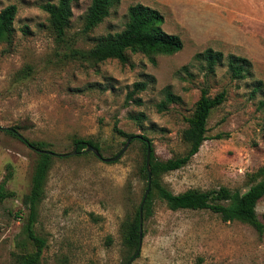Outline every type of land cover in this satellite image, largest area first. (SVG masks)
Wrapping results in <instances>:
<instances>
[{"label":"rangeland","instance_id":"rangeland-1","mask_svg":"<svg viewBox=\"0 0 264 264\" xmlns=\"http://www.w3.org/2000/svg\"><path fill=\"white\" fill-rule=\"evenodd\" d=\"M47 1L57 0H0V12L17 8L11 37L0 42V127L43 141L56 154L72 152L76 138L93 140L104 158L118 153L126 140L116 127L145 136L154 157L166 160L188 149L182 131L201 88L211 96L224 91L199 151L158 181L174 194L247 190L248 175L264 166V0H121L87 35L81 33V16L90 0H77L69 44L58 43L50 31L39 7ZM138 3L162 15L161 28L179 36L180 51L153 58L129 53L126 64L70 54L121 31L128 7ZM209 49L220 55L211 74L197 56ZM230 57L244 66L241 79L231 76ZM139 82L146 89L128 97ZM166 88L180 101L159 112ZM140 114L144 119L134 120ZM143 153L142 144L131 141L115 162L85 153L54 157L33 224L45 241L39 264L125 263L123 227L147 188ZM35 159L34 149L0 132V184L5 181L12 194L0 200V264H18L19 255L31 250L24 199ZM256 213L264 224V197ZM142 228L141 249L131 264H264V232L240 221L223 222L208 210H171L156 193Z\"/></svg>","mask_w":264,"mask_h":264},{"label":"trees","instance_id":"trees-1","mask_svg":"<svg viewBox=\"0 0 264 264\" xmlns=\"http://www.w3.org/2000/svg\"><path fill=\"white\" fill-rule=\"evenodd\" d=\"M75 2L77 0H57L56 3L47 1L39 5L40 9L47 14L49 29L58 43L69 44L70 39H67V31L73 17L72 6ZM120 2L121 0H90L87 9L81 16V33L83 35L90 33L111 14V11ZM16 13L17 8L15 5H9L0 12V42L10 39ZM126 17L127 21L121 31L99 36L94 40L92 47L86 51L72 50L70 48V54L96 63H101L108 59H116L121 64H126L129 53H139L153 58L157 55H172L182 49L183 43L179 36L166 33L161 28L163 17L157 10L138 3L128 7ZM197 56L199 59L205 61V69L209 74L214 72L215 65L220 61V55L212 52L210 49L197 54ZM228 67L233 78L241 79L244 76L243 72L245 68L242 64L238 63L237 58L230 57ZM146 87L147 84L142 82L133 84V89L128 94V97H132L136 92L143 91ZM225 99L226 95L224 91L211 96L207 87L201 88L199 98L194 104L193 112L186 118L187 128L182 131V138L188 144L185 154L166 160H157L150 145L149 166L153 192H149L143 205V218L149 216L153 193H156L171 210H208L217 214L223 222L240 221L252 226L258 234H263L264 224L258 219L256 206L264 197V166L248 175L249 185L244 192L221 187L217 190L207 191L188 189L174 194L163 187L158 181V178L162 174L178 170L187 165L191 158L199 151L200 146L207 139L206 126L208 118L214 109L223 104ZM179 101L180 97L174 95L169 88H166L164 89V99L157 104V110L159 112L166 111L170 103ZM135 102L139 104L140 100H135ZM260 105L264 106V101ZM142 119H144L143 114L134 117L136 121H141ZM10 129H0V132L20 139L35 151L49 150L46 148L47 144L45 142L21 139L18 136L16 128ZM114 131L121 137H124L126 139L125 142L127 139L132 138V141H138L142 144L144 151L142 173L144 179L147 181L145 164L146 141L149 144L150 141L145 136L127 134L116 127H114ZM73 146L77 155L85 153L86 155L91 154L96 157L91 152H83L87 146H92L101 153L99 144L93 140L76 138L73 141ZM55 156L36 151V159L30 178V188L24 199V205L29 210L25 227V238L30 243L31 250H26L19 255L18 264H39L45 241L35 234L33 224L36 221V209L42 201L47 177ZM9 196H12V194L5 190V181H3L0 184V200ZM122 238L126 249L124 263L126 264L135 254L139 245V207L135 209L130 220L124 224Z\"/></svg>","mask_w":264,"mask_h":264},{"label":"water","instance_id":"water-1","mask_svg":"<svg viewBox=\"0 0 264 264\" xmlns=\"http://www.w3.org/2000/svg\"><path fill=\"white\" fill-rule=\"evenodd\" d=\"M0 129H5L3 127H0ZM9 130H11L10 128H8ZM18 136L23 139L19 134ZM132 141V138H129L127 139V141L124 143L122 149L113 157H110V158H104L101 153L96 150L95 148H93L92 146H87L86 149L83 150V152H91L93 153L96 158L104 161V162H115L117 161L122 155L123 153L125 152V150L127 149V146L129 145V143ZM146 145H147V148H146V170H147V188L145 190V193L143 195V198H142V201H141V204L139 206V245H138V248L135 252V254L132 256V258L126 263V264H131L133 262V260L139 255V252H140V249H141V244H142V236H143V205L145 203V200L150 192V188H151V171H150V150H151V147H150V144L148 141H146ZM32 148V147H31ZM33 149V148H32ZM37 152H40L42 154H47V155H57V156H60V157H66V156H71V155H75L76 154V150H73L72 152H69V153H63V154H56L50 150H36Z\"/></svg>","mask_w":264,"mask_h":264}]
</instances>
